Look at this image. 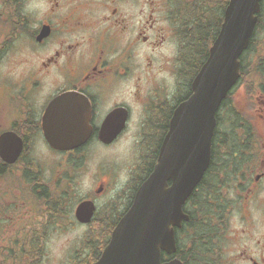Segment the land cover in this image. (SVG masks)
Wrapping results in <instances>:
<instances>
[{
	"label": "flooded vegetation",
	"instance_id": "af4514ba",
	"mask_svg": "<svg viewBox=\"0 0 264 264\" xmlns=\"http://www.w3.org/2000/svg\"><path fill=\"white\" fill-rule=\"evenodd\" d=\"M37 1L21 0L24 80L17 108L9 106L12 97L0 100V136L11 131L24 142L14 165L0 156V174L15 165L24 174L21 190L0 185V227L17 229L21 223L23 229L32 218L45 232L43 239L64 226L83 228L77 238L83 246L73 259L92 264L131 208L142 178L153 171L174 111L191 96L192 82L209 56L201 54L191 64L183 36L186 14L178 10L181 2L202 0H167V11H158L154 2L142 9L141 0ZM263 17L264 8L241 60L240 79L216 112L210 162L182 206L188 218L175 227L176 251L161 248V264L174 259L182 264H264V36L258 40ZM43 30L48 36L38 40ZM61 96L53 108L55 125L68 130L63 115H83L87 125L78 129L92 133L84 146L71 151L52 148L43 131L49 104ZM122 114L125 128L108 145L133 130L140 159L126 166L124 182L114 170L95 171L92 186L73 200L71 209L82 186L85 147L95 140L107 145L101 131L108 121L118 124ZM222 128L238 135L228 157L221 155ZM41 144L56 154L53 163L42 158ZM12 192L21 193L19 204L13 203ZM84 201L94 206L87 224L76 219ZM34 202L46 208L35 211ZM154 217V223L166 220L162 212ZM21 234L23 239L24 230ZM85 239H90L86 245Z\"/></svg>",
	"mask_w": 264,
	"mask_h": 264
},
{
	"label": "water",
	"instance_id": "95a60500",
	"mask_svg": "<svg viewBox=\"0 0 264 264\" xmlns=\"http://www.w3.org/2000/svg\"><path fill=\"white\" fill-rule=\"evenodd\" d=\"M261 2L230 0L210 56L193 82V94L174 112L157 165L138 189L130 210L117 224L110 243L94 264H160L161 247L175 251V231L169 226L180 227L182 220L187 218L182 205L208 166L215 115L240 76L239 58L250 43ZM46 35L47 31L39 39ZM58 100L50 104L45 114V136L56 149L78 148L91 136L90 129H78L87 125V117L63 115L64 126L69 129H59L53 115ZM125 120L126 116H121L118 124L106 122L101 140L111 143L122 132ZM22 149L23 140L14 132L0 137V155L7 163L16 162ZM170 179L174 185L167 188ZM90 203L83 202L77 209L76 215L81 222H89L92 218L94 206ZM155 212L164 214L163 224L158 218L154 223ZM166 264L182 263L173 260Z\"/></svg>",
	"mask_w": 264,
	"mask_h": 264
},
{
	"label": "rangeland",
	"instance_id": "374dc122",
	"mask_svg": "<svg viewBox=\"0 0 264 264\" xmlns=\"http://www.w3.org/2000/svg\"><path fill=\"white\" fill-rule=\"evenodd\" d=\"M31 4H37V0H28ZM154 5L158 8V11H163L168 7L167 0H141V8L146 7V3ZM5 3V4H4ZM0 2V10L5 14L4 8L11 7L9 1ZM152 6V5H151ZM181 8L189 9L187 3L183 2L179 4L178 10ZM20 9V7H19ZM20 12V11H19ZM1 18V17H0ZM11 23L5 18L0 20V100L5 101L7 98L12 97L10 107L12 109L17 108L15 100L21 97L22 93V81L24 80V41L21 36H17L18 39H9L7 33L10 32L9 28ZM264 27V17L262 18L261 28ZM264 36V29L258 34V40ZM5 41H7L5 43ZM5 43V45H4ZM134 131L126 132L117 143L113 145H104L98 141H93L90 145L85 147L84 154L87 155V162L82 170V186L78 188V195L71 199V209L74 207L73 200L79 196H83L88 189L92 186L91 175L95 171L101 169L114 170L120 175L121 182L126 180V174L128 169L126 166L132 162L138 161L140 158L137 156L140 154V149L137 150L134 147L136 138L134 137ZM40 153L42 158L46 162L53 163L52 156H56L52 149L48 151L40 145ZM52 155V156H51ZM58 156V155H57ZM62 159V156H58ZM138 158V159H137ZM14 175L19 176V171L13 168ZM18 178L11 177V186L17 184ZM108 199V196L105 197ZM74 204V205H73ZM57 231V232H56ZM50 239L45 243V258L41 264H75L73 258L76 259V250L79 246H83L82 239H77L83 233V228L61 227L57 228Z\"/></svg>",
	"mask_w": 264,
	"mask_h": 264
},
{
	"label": "trees",
	"instance_id": "16d2710c",
	"mask_svg": "<svg viewBox=\"0 0 264 264\" xmlns=\"http://www.w3.org/2000/svg\"><path fill=\"white\" fill-rule=\"evenodd\" d=\"M0 1L2 3H4V1H9L8 4L11 6H6V8L3 9L5 14L0 10V20L5 18L11 23V27L9 28L10 32L7 33V36L9 39L14 40L22 30L21 15L19 12L21 0ZM228 2L229 0H203L201 3L189 5V14L186 18L187 23L185 24L183 36L186 38L185 41L188 44L186 50L190 54L189 61H191V64H194L193 62H196L201 54L208 53L209 46L215 40L221 28L224 10ZM6 42L7 41H5V43ZM237 138L238 135L232 134V130L222 133V156L228 157L227 155L232 154L230 152L232 146L231 142L236 141ZM148 162L149 160L146 161L143 166V173L148 170ZM141 167L142 166H140L139 170L142 169ZM18 169L20 171L19 176L10 172L9 174L11 175L6 172L5 176L17 177L18 182L12 185V187L21 190L24 188V174H22L21 168ZM12 197L15 199L14 203H20L21 193L12 192ZM45 208V203L41 205L38 202H34L35 211ZM47 229L44 230L46 231ZM22 230H24L23 239H11L12 237L9 236L6 227L0 228V264H41L45 256V243L47 240L43 239L45 232L42 233L38 224L34 223L33 220L28 221ZM103 241L104 239H93V242Z\"/></svg>",
	"mask_w": 264,
	"mask_h": 264
}]
</instances>
